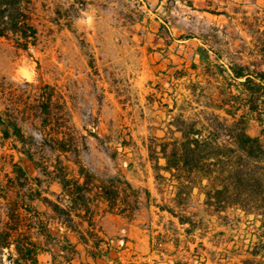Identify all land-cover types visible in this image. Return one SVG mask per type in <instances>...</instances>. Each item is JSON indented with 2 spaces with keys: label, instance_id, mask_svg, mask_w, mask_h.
<instances>
[{
  "label": "rangeland",
  "instance_id": "obj_1",
  "mask_svg": "<svg viewBox=\"0 0 264 264\" xmlns=\"http://www.w3.org/2000/svg\"><path fill=\"white\" fill-rule=\"evenodd\" d=\"M29 8L35 45L0 36V120L10 126L5 137L0 125V234H29L41 246L38 264H264V163L240 157L220 127L235 123L226 110L248 113L223 69L264 71V0H31ZM246 119L264 145V123ZM184 138H219L224 156L207 151L198 165L170 171L162 150ZM61 178L86 183L74 232L44 201L69 204ZM104 191L117 196L107 203ZM152 228L160 233L141 254L127 234ZM10 252L0 249V264H13Z\"/></svg>",
  "mask_w": 264,
  "mask_h": 264
},
{
  "label": "trees",
  "instance_id": "obj_2",
  "mask_svg": "<svg viewBox=\"0 0 264 264\" xmlns=\"http://www.w3.org/2000/svg\"><path fill=\"white\" fill-rule=\"evenodd\" d=\"M31 0H0V36H6L8 34H14L19 37L22 42V47L27 49L29 46L35 45L37 31L34 26L30 23L29 5ZM262 57L264 58V42H262ZM199 55L202 60H209L208 51L203 48H199ZM264 63V60H263ZM224 72L230 73V78L233 81V85L236 88L237 94L232 97L235 100V104L238 107L244 106L247 108V116H254L257 122L264 123V71L252 69L250 66L237 63L229 62L227 69H223ZM236 110V109H235ZM226 113L231 116L235 123L233 125L221 124V130H223L224 136L228 139H233L234 146L240 157L252 160L255 164L264 163V145L259 138L251 137L246 132L248 120L246 115L237 116V112H231L226 110ZM0 125H4L0 120ZM3 135L9 137L10 126L4 125ZM12 130L15 136H21L20 129L12 124ZM198 134L200 133L199 130ZM219 138H184L181 142L175 146L171 153H167L164 148L163 154L167 161L168 170L178 171L187 167L191 162L194 161L195 165H198L202 159V153L213 152L218 155L217 157H223L224 155L219 152L224 146L219 142ZM59 183L62 186L63 191L70 188L67 197H69V204L63 205L60 202L54 203L45 198V203L49 204L53 212L58 213L60 216L65 217V227L74 232L72 226V210L75 209L78 202L85 203L83 192H87L86 183L79 184L78 181H72L66 178L59 179ZM127 183V182H126ZM128 184V183H127ZM103 191V188L100 187ZM105 201L110 203L116 198V194L104 191ZM164 211L169 213L171 216L178 219L179 224L185 225L190 224V220L184 216L175 214L171 208H164ZM9 231H13L15 236L11 238V234L6 232L0 234V238L3 242L0 244V249H11L13 246L14 254L8 253V260L13 264H38V254L41 251V246L37 244L33 238L24 232L18 230L17 227L10 228ZM186 234L189 235L190 231L185 230ZM45 237H53L48 232ZM57 239V238H53ZM66 243L65 249L75 251L74 245L68 240L66 236H63ZM85 238L81 237V241ZM58 240V239H57ZM1 255V253H0ZM2 256V255H1ZM3 258V257H1ZM176 264V263H175Z\"/></svg>",
  "mask_w": 264,
  "mask_h": 264
},
{
  "label": "crops",
  "instance_id": "obj_3",
  "mask_svg": "<svg viewBox=\"0 0 264 264\" xmlns=\"http://www.w3.org/2000/svg\"><path fill=\"white\" fill-rule=\"evenodd\" d=\"M160 225H155V228H159ZM132 229H136L135 225L131 226ZM138 228V227H137ZM131 231L127 234V240H130L135 248V250L139 251L141 254H147L151 251L150 246L151 242H153V234L159 235V231H155L154 228L149 231V234L147 233V230H135ZM152 240V241H151Z\"/></svg>",
  "mask_w": 264,
  "mask_h": 264
},
{
  "label": "built area",
  "instance_id": "obj_4",
  "mask_svg": "<svg viewBox=\"0 0 264 264\" xmlns=\"http://www.w3.org/2000/svg\"><path fill=\"white\" fill-rule=\"evenodd\" d=\"M174 262H172V264H173ZM188 264H190V263H188Z\"/></svg>",
  "mask_w": 264,
  "mask_h": 264
}]
</instances>
